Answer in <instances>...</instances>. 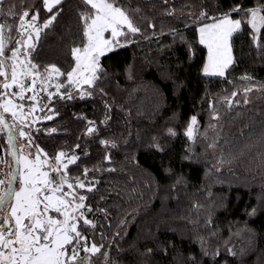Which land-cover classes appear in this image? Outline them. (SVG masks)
<instances>
[{"label": "trees", "instance_id": "obj_1", "mask_svg": "<svg viewBox=\"0 0 264 264\" xmlns=\"http://www.w3.org/2000/svg\"><path fill=\"white\" fill-rule=\"evenodd\" d=\"M29 2L41 8V21L47 18L42 0ZM125 2L141 8L136 19L142 34L101 57L103 94L54 99L59 115L33 126L41 129L33 132L36 143L49 154L79 144L81 159L70 166L73 175L85 166L100 169L89 173L99 183L87 203L109 213L107 219L95 217L96 231L104 236L96 235V242L109 253L108 264H264V48L253 44L246 26L232 38L234 63L226 76L206 77L207 51L198 28L211 21L197 19L202 9L213 16L237 4L245 9L264 5V0ZM62 7L34 56L40 64L70 70V47L82 38L77 10L83 6L65 0ZM247 86L254 90L245 104ZM233 91L239 104L230 109L225 97ZM210 103L221 117L211 121L220 131L214 150L203 139L193 144L183 135L192 115L201 130L208 128ZM88 120L96 122L98 135H85ZM53 127L59 131L47 135ZM169 128L177 135H169ZM101 139L115 141L116 147L105 148ZM106 153L111 163L105 162ZM221 155L231 163L219 165L217 172L213 166ZM109 167L115 171H106ZM253 208L254 216L249 215ZM95 260L103 264L104 257Z\"/></svg>", "mask_w": 264, "mask_h": 264}, {"label": "snow or ice", "instance_id": "obj_2", "mask_svg": "<svg viewBox=\"0 0 264 264\" xmlns=\"http://www.w3.org/2000/svg\"><path fill=\"white\" fill-rule=\"evenodd\" d=\"M163 2L167 4L168 0ZM64 3L65 0H42V9L48 16L41 21V8L29 0H0V139L6 138L0 150L11 157L9 162L0 154V264H96L95 258L100 255L104 257L103 264H108L109 253L104 251L103 243L96 242V235L101 239L104 236L96 231L95 217L100 214L107 219L109 213L105 207L94 209L87 203L88 194L97 191L99 183L89 173L100 169L85 166L81 174H71L70 166L81 159L76 152L80 145L49 154L36 143L33 132L41 129L33 125L59 115L54 99L71 101L90 98L96 92L103 94L99 82L106 73L100 59L135 42L133 38L142 34L136 19L142 10L125 0H79L83 6L77 10L82 38L79 43L72 42L69 51L73 64L70 70H63L56 63H38L34 53L42 35H47L46 30L53 28L64 11ZM233 13L240 14L239 18H234ZM197 19L211 21L198 28L199 43L208 53L203 68L206 77L226 76L234 63L232 38L244 27H250L253 44L264 48V5L245 9L237 4L213 16L202 9ZM253 90L252 86L243 89L245 104L249 103L247 95ZM238 94L233 91L225 97L230 109L239 104L234 100ZM209 108L212 111L208 128L201 130L197 116L192 115L183 135L193 144L203 139L207 148L214 150L220 131L218 124L211 121L218 122L221 117L212 103ZM58 131L53 127L45 133ZM209 131L213 135L209 136ZM168 133L177 135L172 128ZM98 134L96 122L88 120L85 135ZM100 144L105 148L116 147L115 141L108 139H101ZM155 147L160 148L159 144ZM104 160L111 163V156L106 153ZM226 163L231 160L221 155L213 167L219 172V165ZM105 170L112 172L115 168ZM256 212L253 208L249 215Z\"/></svg>", "mask_w": 264, "mask_h": 264}, {"label": "rangeland", "instance_id": "obj_3", "mask_svg": "<svg viewBox=\"0 0 264 264\" xmlns=\"http://www.w3.org/2000/svg\"><path fill=\"white\" fill-rule=\"evenodd\" d=\"M105 35L109 36L110 34L106 33ZM198 36H199V32H198ZM206 51H207V49H206ZM207 57H208V53L206 54V59H205L204 65L207 63ZM203 68H204V66H203ZM37 115H42V113H37ZM25 151L27 152L28 149H25ZM2 154H4L5 155V159H7L10 162V158L6 155V153H2Z\"/></svg>", "mask_w": 264, "mask_h": 264}, {"label": "water", "instance_id": "obj_4", "mask_svg": "<svg viewBox=\"0 0 264 264\" xmlns=\"http://www.w3.org/2000/svg\"><path fill=\"white\" fill-rule=\"evenodd\" d=\"M36 125V123L33 125V126H35ZM5 140H6V138H4ZM10 158V162H11V157H9Z\"/></svg>", "mask_w": 264, "mask_h": 264}, {"label": "built area", "instance_id": "obj_5", "mask_svg": "<svg viewBox=\"0 0 264 264\" xmlns=\"http://www.w3.org/2000/svg\"><path fill=\"white\" fill-rule=\"evenodd\" d=\"M4 140V142H5V139H3ZM7 170V169H6Z\"/></svg>", "mask_w": 264, "mask_h": 264}, {"label": "crops", "instance_id": "obj_6", "mask_svg": "<svg viewBox=\"0 0 264 264\" xmlns=\"http://www.w3.org/2000/svg\"><path fill=\"white\" fill-rule=\"evenodd\" d=\"M199 37V36H198Z\"/></svg>", "mask_w": 264, "mask_h": 264}, {"label": "flooded vegetation", "instance_id": "obj_7", "mask_svg": "<svg viewBox=\"0 0 264 264\" xmlns=\"http://www.w3.org/2000/svg\"><path fill=\"white\" fill-rule=\"evenodd\" d=\"M35 128V127H34Z\"/></svg>", "mask_w": 264, "mask_h": 264}]
</instances>
